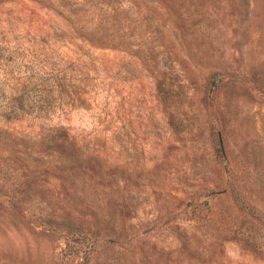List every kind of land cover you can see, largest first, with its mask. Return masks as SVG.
I'll return each mask as SVG.
<instances>
[{"label": "rangeland", "instance_id": "1", "mask_svg": "<svg viewBox=\"0 0 264 264\" xmlns=\"http://www.w3.org/2000/svg\"><path fill=\"white\" fill-rule=\"evenodd\" d=\"M0 264H264V0H0Z\"/></svg>", "mask_w": 264, "mask_h": 264}]
</instances>
